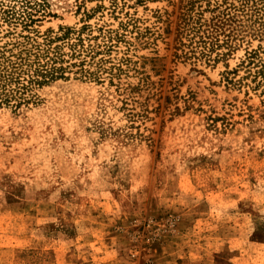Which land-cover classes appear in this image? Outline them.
Wrapping results in <instances>:
<instances>
[{"label":"rangeland","instance_id":"374dc122","mask_svg":"<svg viewBox=\"0 0 264 264\" xmlns=\"http://www.w3.org/2000/svg\"><path fill=\"white\" fill-rule=\"evenodd\" d=\"M20 53L65 71L0 105V264H264V0H0Z\"/></svg>","mask_w":264,"mask_h":264},{"label":"trees","instance_id":"16d2710c","mask_svg":"<svg viewBox=\"0 0 264 264\" xmlns=\"http://www.w3.org/2000/svg\"><path fill=\"white\" fill-rule=\"evenodd\" d=\"M214 10V9H213ZM204 11L195 12V3L189 2L179 17L175 37L176 58L189 60L195 58L198 51L206 56L219 44L220 35H225V14L216 15L210 20L204 18ZM214 13V11H213ZM229 38V36H226ZM62 58H51L49 53L0 55V105L19 109L28 102L26 94L33 85L41 86L56 78L58 72L65 71L57 67ZM60 63V64H61ZM84 60L81 61V64Z\"/></svg>","mask_w":264,"mask_h":264}]
</instances>
